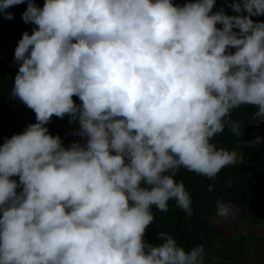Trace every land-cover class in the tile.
Returning <instances> with one entry per match:
<instances>
[{
	"label": "clouds",
	"instance_id": "obj_1",
	"mask_svg": "<svg viewBox=\"0 0 264 264\" xmlns=\"http://www.w3.org/2000/svg\"><path fill=\"white\" fill-rule=\"evenodd\" d=\"M24 2L0 0V14L13 19L6 10ZM214 4L28 0L22 19L38 27L15 48L11 96L37 122L0 146V264H205L202 245L144 234L153 206L192 215L180 168L211 179L237 163L211 142L226 124L240 137L233 109L252 105L264 120V22L251 19L264 0L229 5L239 16L210 14ZM65 114L84 145L66 149L45 127Z\"/></svg>",
	"mask_w": 264,
	"mask_h": 264
},
{
	"label": "trees",
	"instance_id": "obj_2",
	"mask_svg": "<svg viewBox=\"0 0 264 264\" xmlns=\"http://www.w3.org/2000/svg\"><path fill=\"white\" fill-rule=\"evenodd\" d=\"M27 2L25 0L24 3L10 6L6 10L13 14V19H6L0 14V146L6 139L23 133L27 126L37 122L35 112L19 98L11 96L20 66L14 58L15 48L24 32L31 35L33 29L38 27L25 23L22 19ZM44 2L45 0H33L40 8ZM189 2L195 0H172L176 6ZM234 3L242 4L243 0H215L210 14L223 10L229 16L247 15L246 12L233 11L229 5ZM251 19L254 22H264V15L252 16ZM216 27L222 29L223 25L218 23ZM233 31L239 32V29L234 28ZM226 51L234 54L236 49L230 48ZM72 98L76 105L82 104L78 96L74 95ZM257 110L252 105L233 109L226 120L240 123V137L233 135L226 124L223 132L211 140L218 149L235 150L238 154L237 163L226 166L211 179L184 168L178 170L174 179L177 182L182 181L189 193L192 215L189 216L179 208L175 201L168 202L166 211H160L153 206L154 220L144 234L147 243H160L157 240L158 233L166 232L186 251L202 245L205 264H209L215 256L218 260L213 264H264V120L256 121L254 114ZM45 127L51 135L61 138L66 149L75 142L84 145L87 141V137L77 134L80 130L78 119L73 120L68 114L62 118L54 115ZM10 179L19 185L18 176ZM21 190L22 186H18L17 192ZM219 202H230L237 207L238 223L249 225L253 234L227 232L224 227H217L216 206Z\"/></svg>",
	"mask_w": 264,
	"mask_h": 264
},
{
	"label": "rangeland",
	"instance_id": "obj_3",
	"mask_svg": "<svg viewBox=\"0 0 264 264\" xmlns=\"http://www.w3.org/2000/svg\"><path fill=\"white\" fill-rule=\"evenodd\" d=\"M225 204L230 206L231 214L226 219L217 216L215 220V225L219 228L224 227L227 230V232L233 231V232H243L247 234H253V229L249 225H245V224L243 225V224L238 223L237 216H238L239 210L237 209V207L232 205L230 202H227ZM262 232L263 230L260 231V233ZM211 253L214 254L212 251ZM217 260L218 258L215 256L211 258L209 264H213Z\"/></svg>",
	"mask_w": 264,
	"mask_h": 264
}]
</instances>
